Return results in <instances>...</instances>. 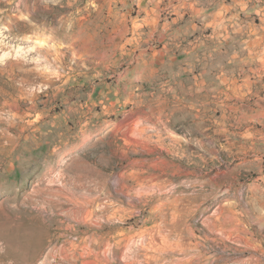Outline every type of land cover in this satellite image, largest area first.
Segmentation results:
<instances>
[{
    "label": "rangeland",
    "instance_id": "1",
    "mask_svg": "<svg viewBox=\"0 0 264 264\" xmlns=\"http://www.w3.org/2000/svg\"><path fill=\"white\" fill-rule=\"evenodd\" d=\"M138 5L0 0V264H264V78Z\"/></svg>",
    "mask_w": 264,
    "mask_h": 264
},
{
    "label": "crops",
    "instance_id": "2",
    "mask_svg": "<svg viewBox=\"0 0 264 264\" xmlns=\"http://www.w3.org/2000/svg\"><path fill=\"white\" fill-rule=\"evenodd\" d=\"M251 1L152 0L149 5L145 0H138L143 16L137 25L148 31L147 38L143 39L156 36L163 44L173 45L175 57L185 55L198 69L193 72L195 77L225 75L223 70L212 68L228 54L230 62L241 61L242 67L246 60L248 76L261 81L264 78V21L252 19L260 14V8ZM164 11L169 14L167 20L161 16ZM237 75L229 77L234 80ZM240 76L244 79L243 72Z\"/></svg>",
    "mask_w": 264,
    "mask_h": 264
}]
</instances>
